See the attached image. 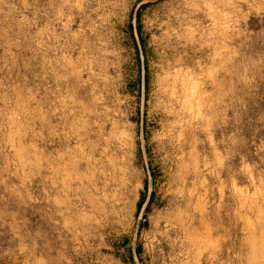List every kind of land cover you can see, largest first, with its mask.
<instances>
[{
  "label": "rangeland",
  "instance_id": "obj_1",
  "mask_svg": "<svg viewBox=\"0 0 264 264\" xmlns=\"http://www.w3.org/2000/svg\"><path fill=\"white\" fill-rule=\"evenodd\" d=\"M0 264H264V0H0Z\"/></svg>",
  "mask_w": 264,
  "mask_h": 264
}]
</instances>
